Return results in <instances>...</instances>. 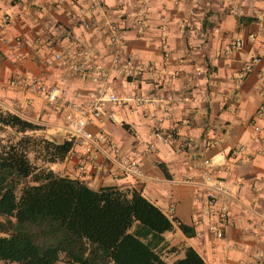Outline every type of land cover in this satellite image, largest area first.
<instances>
[{
  "label": "crops",
  "instance_id": "obj_1",
  "mask_svg": "<svg viewBox=\"0 0 264 264\" xmlns=\"http://www.w3.org/2000/svg\"><path fill=\"white\" fill-rule=\"evenodd\" d=\"M148 1L150 11L138 25L137 0H104L93 11L88 0H65L58 7L52 0H0V102L45 124L51 135L72 136L61 108L50 107L42 94L10 80L34 76L57 84L61 99L85 103L97 84L72 73L65 55L54 54L77 42L88 46L109 70L110 90L121 98L137 92L147 98L139 106L132 99L108 101L104 108L113 110L116 119L103 117L89 124L122 150L138 151L145 177L123 175L117 180L116 165L96 152L80 173L85 149L76 141L71 148L75 156L61 162L62 174L94 188L117 184L137 189L169 217L194 229L191 236L177 226L164 231L168 244L190 245L208 264H264V258L256 262L251 256L257 235L264 250V0ZM79 7L86 16L75 20L71 16ZM110 22L126 26L124 48L134 66L150 65L136 78L111 65ZM48 33L55 43L46 41ZM236 37L242 40L238 49L219 53ZM156 127L176 133L163 140L154 134ZM183 136L192 138V146H179ZM237 146L244 148L234 155L230 150ZM203 156L210 158L214 176L231 188V222L221 225L220 238L208 227V188L199 166ZM182 253L177 250L167 259Z\"/></svg>",
  "mask_w": 264,
  "mask_h": 264
},
{
  "label": "trees",
  "instance_id": "obj_2",
  "mask_svg": "<svg viewBox=\"0 0 264 264\" xmlns=\"http://www.w3.org/2000/svg\"><path fill=\"white\" fill-rule=\"evenodd\" d=\"M73 144L0 102V264H208L192 246L168 244L164 231L194 229L137 189L53 170Z\"/></svg>",
  "mask_w": 264,
  "mask_h": 264
},
{
  "label": "built area",
  "instance_id": "obj_3",
  "mask_svg": "<svg viewBox=\"0 0 264 264\" xmlns=\"http://www.w3.org/2000/svg\"><path fill=\"white\" fill-rule=\"evenodd\" d=\"M65 0H52V5L58 7ZM90 1L89 9L95 10L101 6L104 0H88ZM138 11L135 16V23L143 24L145 15L150 11V3L148 0H137ZM85 10L79 7L71 17L75 20L84 18ZM91 22L86 20L85 25L89 26ZM125 25L110 22L108 24V44L110 47V60L113 68L120 69L126 76L137 77L142 72L143 68L149 67V64L134 66L129 54L125 52ZM1 38V37H0ZM46 41L51 44L55 43L56 39L53 34L46 35ZM242 44L239 37L234 38L230 43L223 46L219 53L227 54L238 49ZM163 45H166L165 41ZM19 56V54H16ZM65 55L69 70L83 80H90L96 85L95 89L89 94L88 100L85 103H79L73 98H60V88L57 84L44 83L34 76L19 77L10 80V83H16L31 92L42 94L46 103L53 108H61L62 116L68 131L73 137L74 142H79L84 146L85 154L79 157V172L85 171V163L91 161L95 157V152L102 155L104 159H108L116 165L115 178L120 180L123 175L136 176L144 178L145 173L139 161V152H126L109 136H105L100 132H95L89 128V124L93 119H101L106 117L110 121L116 119L113 110H105L106 102H121L125 99H132L135 106L143 104L147 98L142 93H134L129 98H121L119 95L110 90L107 85L109 70L105 68L96 58L91 49L77 42L71 47H66L63 51H57L54 56L56 58ZM249 68V63L245 66V70ZM244 72L240 74L243 76ZM173 77V76H172ZM258 111H261L259 108ZM256 131H260L258 125L254 126ZM176 133L175 129L168 133H163L160 127L154 128V134L161 137L163 140L172 139ZM180 147L192 146V138L183 136L178 138ZM243 146H237L230 151L234 155H238ZM222 153H225L222 151ZM75 152L70 149L67 154L68 158L74 157ZM196 153H192L191 157L195 158ZM211 160L207 156H203L199 160L200 174L202 184L207 186L205 193V204L207 205L210 223L209 229L213 231L216 237H223L221 225L230 224L229 201L231 200V188L221 178L214 176V171L211 165ZM97 171H102V168H97ZM219 198H222L219 201ZM262 237L257 235L255 243L251 248V256L259 262L264 258V250L261 247Z\"/></svg>",
  "mask_w": 264,
  "mask_h": 264
},
{
  "label": "rangeland",
  "instance_id": "obj_4",
  "mask_svg": "<svg viewBox=\"0 0 264 264\" xmlns=\"http://www.w3.org/2000/svg\"><path fill=\"white\" fill-rule=\"evenodd\" d=\"M49 166L53 169L56 170L58 172H61V162L57 161V162H52L49 163ZM62 173V172H61ZM6 218V216L2 213H0V220H4ZM3 264H18L17 262H7V263H3Z\"/></svg>",
  "mask_w": 264,
  "mask_h": 264
}]
</instances>
